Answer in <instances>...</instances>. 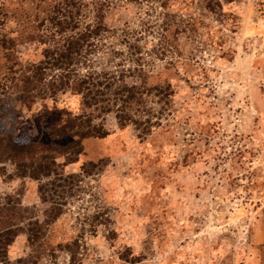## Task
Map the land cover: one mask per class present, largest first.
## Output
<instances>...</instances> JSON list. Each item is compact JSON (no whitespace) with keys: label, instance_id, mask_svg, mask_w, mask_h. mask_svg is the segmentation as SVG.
<instances>
[{"label":"rangeland","instance_id":"1","mask_svg":"<svg viewBox=\"0 0 264 264\" xmlns=\"http://www.w3.org/2000/svg\"><path fill=\"white\" fill-rule=\"evenodd\" d=\"M64 2L0 0V135L17 143L52 142L56 123L39 125L54 115L52 101L24 102L12 77L40 59L37 40L52 30L48 20L62 17ZM77 10L80 30L104 29L80 72L123 71L127 83L148 89L150 131L120 128L113 113L94 118L106 137L83 140L73 164L56 154L63 176L102 161L70 196L66 187L53 194L49 179L18 177L12 161L0 160V202L20 194L22 207L44 221V183L63 211L43 225L40 244L20 235L9 259L264 264V0H80ZM14 63L25 68L14 74ZM57 105L83 110L73 90Z\"/></svg>","mask_w":264,"mask_h":264},{"label":"trees","instance_id":"2","mask_svg":"<svg viewBox=\"0 0 264 264\" xmlns=\"http://www.w3.org/2000/svg\"><path fill=\"white\" fill-rule=\"evenodd\" d=\"M79 1L65 0L63 7L66 10L62 17L54 16L48 20V26L52 30L37 40L41 46L38 56L40 59L29 62L24 74L12 77L14 82L19 83L17 93L24 102L52 101L54 115L52 113L51 117L47 113L39 119V125L47 120L56 123L48 133L52 142L40 146L42 151L34 154L40 149L34 143H17L10 135H0V160L12 161L15 174L20 178L38 182L49 179L53 194L56 195L59 193L56 188L65 192V187L70 192L68 195L71 194L81 177L101 170L102 161L83 164L78 174L63 176L57 173L56 154L65 159V165L73 164L82 153L83 140L107 136L108 132L101 124H93L94 118L113 113L120 128L133 125L141 128L144 134L150 131V110H146L142 99L144 91L147 92L148 89L139 88L136 83H127L123 71L115 73L91 68L80 72L79 67L88 63L87 58L95 52V40L104 29L101 23L79 29ZM57 37L61 38L59 45L55 42ZM17 68L21 70L25 67L14 63V74L18 71ZM16 87L15 84L13 88ZM70 90L80 97L81 108L84 110L80 114H73L57 105L59 97ZM44 110H47V106ZM87 110L93 112L88 113ZM44 187V183L38 187L41 203L49 205L43 211L44 221H40L39 216L32 213V209L22 207L20 194L6 195L0 202V264H38L32 256L11 261L9 250L20 235L26 236V242L30 246L40 244L45 229L43 225L62 215V204L53 202V197L46 195ZM61 198L63 199L62 195ZM74 245L75 243L69 246L70 251Z\"/></svg>","mask_w":264,"mask_h":264}]
</instances>
